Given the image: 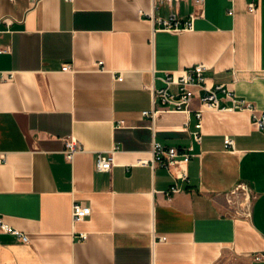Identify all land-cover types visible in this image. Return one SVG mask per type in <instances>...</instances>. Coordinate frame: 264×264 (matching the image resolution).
Masks as SVG:
<instances>
[{"label":"crops","instance_id":"1","mask_svg":"<svg viewBox=\"0 0 264 264\" xmlns=\"http://www.w3.org/2000/svg\"><path fill=\"white\" fill-rule=\"evenodd\" d=\"M173 13L197 14L193 29L159 30ZM0 49V215L29 236L0 231V264H264V133L251 114L203 107L201 144L194 112L144 116L164 73L198 64L264 112V0H0ZM154 142L195 147L188 180L138 163ZM240 186L249 217L242 195L229 202ZM74 202L92 214L75 223Z\"/></svg>","mask_w":264,"mask_h":264},{"label":"built area","instance_id":"2","mask_svg":"<svg viewBox=\"0 0 264 264\" xmlns=\"http://www.w3.org/2000/svg\"><path fill=\"white\" fill-rule=\"evenodd\" d=\"M173 5L175 3H181L189 0H155ZM196 6H203L205 0H191ZM257 10L256 4L249 5V12L254 13ZM197 14L193 13L189 19H182L177 14L173 13L167 18H156L155 22L158 24L159 30H166L172 32L190 31L193 29L194 21ZM3 50L0 49V52ZM102 64V63H100ZM70 65L63 67L64 71H69ZM208 67L206 64H198L193 67L184 69L179 72H166L160 77V80L164 83L161 88L154 89L153 92V104L154 109L152 111L144 112V116L154 118L160 111L158 105H161L164 110L174 112H194L198 120L196 129L193 131L192 138L195 143L201 144L203 139V120L204 109L207 107L211 110L234 112V111H247L251 114V120L254 127L264 133V112L259 111L255 105L243 98H239L233 90H231L225 84L209 85L206 78V71ZM223 93L224 97H219L218 93ZM198 97L201 101L202 107L200 109H192L195 98ZM230 101V105H223V101ZM228 148H234V140L229 137L226 139ZM82 151L81 145L75 138L68 139L64 149L66 158L72 161L77 153ZM196 156L195 147L191 145L188 148H178L172 146H165L162 143L154 142L152 147V158L141 159L138 163L140 165L151 164L153 168H164L174 174L177 181H186L189 178L188 165L191 160ZM4 161V157L0 155V162ZM115 165V149L108 152L99 153L97 155V170L99 172L111 171ZM182 192V187L175 183L167 192L166 195L171 197L172 195ZM245 198L244 203L241 204L243 208L242 213L246 216L250 214V191L245 186H240L231 193L229 202L236 205L237 199L241 197ZM92 214L90 207H86L79 202H74L72 208V216L75 223L84 221ZM0 231L3 233L17 236L24 243L29 242V236L8 224L4 218L0 215ZM78 239L84 241L88 235L86 233H80ZM161 240H166L165 237ZM256 260H264V254H258L254 257Z\"/></svg>","mask_w":264,"mask_h":264}]
</instances>
